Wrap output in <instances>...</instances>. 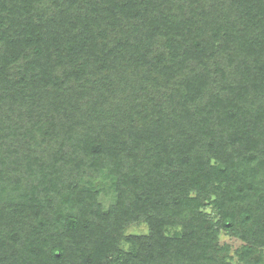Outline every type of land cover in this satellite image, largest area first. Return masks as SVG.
Instances as JSON below:
<instances>
[{
  "label": "trees",
  "instance_id": "1",
  "mask_svg": "<svg viewBox=\"0 0 264 264\" xmlns=\"http://www.w3.org/2000/svg\"><path fill=\"white\" fill-rule=\"evenodd\" d=\"M0 264H264V0H0Z\"/></svg>",
  "mask_w": 264,
  "mask_h": 264
},
{
  "label": "rangeland",
  "instance_id": "2",
  "mask_svg": "<svg viewBox=\"0 0 264 264\" xmlns=\"http://www.w3.org/2000/svg\"><path fill=\"white\" fill-rule=\"evenodd\" d=\"M145 230H146V227L144 226H134V227H129L127 229V233L142 234L145 232ZM221 242L228 244L229 246L234 247V248L238 246V242L236 240L231 239L226 236H221Z\"/></svg>",
  "mask_w": 264,
  "mask_h": 264
}]
</instances>
